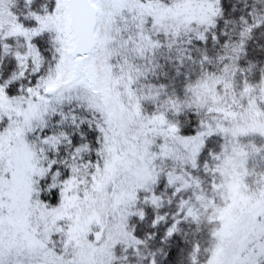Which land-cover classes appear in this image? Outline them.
<instances>
[{
  "label": "snow or ice",
  "instance_id": "obj_1",
  "mask_svg": "<svg viewBox=\"0 0 264 264\" xmlns=\"http://www.w3.org/2000/svg\"><path fill=\"white\" fill-rule=\"evenodd\" d=\"M0 264H264V0H0Z\"/></svg>",
  "mask_w": 264,
  "mask_h": 264
}]
</instances>
